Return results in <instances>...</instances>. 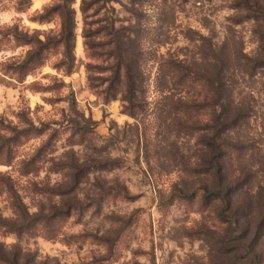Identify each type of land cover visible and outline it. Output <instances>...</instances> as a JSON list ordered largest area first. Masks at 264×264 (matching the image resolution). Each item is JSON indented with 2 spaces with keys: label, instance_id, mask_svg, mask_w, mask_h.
I'll return each mask as SVG.
<instances>
[{
  "label": "rangeland",
  "instance_id": "374dc122",
  "mask_svg": "<svg viewBox=\"0 0 264 264\" xmlns=\"http://www.w3.org/2000/svg\"><path fill=\"white\" fill-rule=\"evenodd\" d=\"M0 264H264V0H0Z\"/></svg>",
  "mask_w": 264,
  "mask_h": 264
},
{
  "label": "trees",
  "instance_id": "16d2710c",
  "mask_svg": "<svg viewBox=\"0 0 264 264\" xmlns=\"http://www.w3.org/2000/svg\"><path fill=\"white\" fill-rule=\"evenodd\" d=\"M39 57L40 56L38 54L30 55L27 59H25L23 61L22 64H20L19 71L20 72L27 71L31 66L37 65L38 63H40V58ZM67 57H68V61L63 60L58 65H62L64 67H66V70L68 71V70H71V68H72L73 57L70 55V53H69V55ZM188 77L190 79H193L194 81H198L197 78L190 77L187 73L183 74L180 79L181 80H185ZM202 107H204V108L205 107H209V104L207 103V101H205V103H202ZM233 148L226 145V152H223V154H222L223 155V159H224V157L227 158V155H231V154L233 155V152L237 151L236 149H238V148H234V149ZM29 165H32V164L28 163L25 166V170L26 171H27ZM230 195H232V186H230L228 184H221V185H219V189L216 190V192L206 194V198L212 196V197L216 198V200L222 201L223 204L225 205L224 208H228L229 204H230L228 196H230ZM219 214H220V216L223 217L225 215V210L223 212H220ZM64 215H65L64 213L54 214L51 217V219H57V218L62 217ZM33 223H34V221L29 220V221H25V222H23L21 224H33ZM6 224H9V223H6Z\"/></svg>",
  "mask_w": 264,
  "mask_h": 264
}]
</instances>
